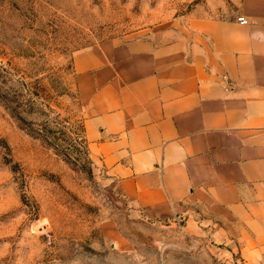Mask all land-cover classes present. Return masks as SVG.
Masks as SVG:
<instances>
[{"label":"crops","instance_id":"crops-1","mask_svg":"<svg viewBox=\"0 0 264 264\" xmlns=\"http://www.w3.org/2000/svg\"><path fill=\"white\" fill-rule=\"evenodd\" d=\"M72 70L117 207L264 264V0H206L154 40L76 54Z\"/></svg>","mask_w":264,"mask_h":264},{"label":"rangeland","instance_id":"rangeland-1","mask_svg":"<svg viewBox=\"0 0 264 264\" xmlns=\"http://www.w3.org/2000/svg\"><path fill=\"white\" fill-rule=\"evenodd\" d=\"M205 2L0 0V95L51 145L0 105V264H242L183 225L133 221L117 207L86 148L72 70L76 54L154 40Z\"/></svg>","mask_w":264,"mask_h":264},{"label":"trees","instance_id":"trees-1","mask_svg":"<svg viewBox=\"0 0 264 264\" xmlns=\"http://www.w3.org/2000/svg\"><path fill=\"white\" fill-rule=\"evenodd\" d=\"M9 101L6 100V97L0 95V105L6 110V112L15 119V121L18 123V125L24 129L30 136L34 138H39L41 143L45 145L46 147H51V145L48 143V141L42 137H39V132L35 129H32L29 125L30 122H28L21 113L17 112L15 108L11 107L8 103Z\"/></svg>","mask_w":264,"mask_h":264},{"label":"built area","instance_id":"built-area-1","mask_svg":"<svg viewBox=\"0 0 264 264\" xmlns=\"http://www.w3.org/2000/svg\"><path fill=\"white\" fill-rule=\"evenodd\" d=\"M238 21H239L240 23H246V20L243 19L242 17H238Z\"/></svg>","mask_w":264,"mask_h":264}]
</instances>
